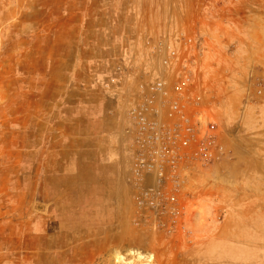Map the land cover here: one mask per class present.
<instances>
[{"label": "rangeland", "instance_id": "374dc122", "mask_svg": "<svg viewBox=\"0 0 264 264\" xmlns=\"http://www.w3.org/2000/svg\"><path fill=\"white\" fill-rule=\"evenodd\" d=\"M96 16L121 40L107 95L124 137L112 167L47 168L79 128L48 82L59 43L85 38ZM157 81L167 94L153 93ZM153 97L161 119L176 100L195 113L217 156L162 182L136 178L132 111ZM120 251L134 262H117ZM142 260L264 264V0H0V264Z\"/></svg>", "mask_w": 264, "mask_h": 264}, {"label": "crops", "instance_id": "0c3cea01", "mask_svg": "<svg viewBox=\"0 0 264 264\" xmlns=\"http://www.w3.org/2000/svg\"><path fill=\"white\" fill-rule=\"evenodd\" d=\"M88 18L84 27L85 38L77 39L74 36V41L64 40L63 44L59 43L56 76L48 78V82L53 83L58 91L56 103L59 105V116L66 119L74 114L73 121L79 128L74 129L73 146L67 143L66 134H60L59 143L64 145L57 151L55 161L52 154L47 152L44 164L47 168L98 171L112 167L115 154L118 153L112 144L114 140L119 142V136L124 137L122 131L117 132L119 127L116 121L121 118L117 111L118 104L107 95L110 90L107 87H113L112 78L108 76L112 73L114 59L123 56L122 50L115 52L113 46L120 45L121 40L115 39L113 35L115 27L112 21L109 22L104 16ZM108 23L112 24L108 26ZM72 28L77 32L76 25L68 23L67 26L64 19L63 31L68 30L69 33ZM89 35L92 36L90 40ZM48 100L47 103L51 104L50 97Z\"/></svg>", "mask_w": 264, "mask_h": 264}, {"label": "built area", "instance_id": "2783aa9c", "mask_svg": "<svg viewBox=\"0 0 264 264\" xmlns=\"http://www.w3.org/2000/svg\"><path fill=\"white\" fill-rule=\"evenodd\" d=\"M153 93L167 94L164 82L157 81L150 86ZM155 97L147 98L132 111L137 131L133 142V168L136 178L156 175L162 182L170 173L190 162H207L217 156L215 139L201 135V120L195 113L188 112L179 100L172 102L169 119H161L155 107ZM174 176V175H173ZM153 187L145 190L150 194Z\"/></svg>", "mask_w": 264, "mask_h": 264}, {"label": "bare ground", "instance_id": "6f19581e", "mask_svg": "<svg viewBox=\"0 0 264 264\" xmlns=\"http://www.w3.org/2000/svg\"><path fill=\"white\" fill-rule=\"evenodd\" d=\"M65 158V157H64ZM65 161V160H64ZM54 187V186H53ZM72 203V202H71ZM74 204V203H73ZM40 221V220H39ZM62 222V221H61ZM57 223V222H56ZM68 223V222H67ZM60 224V223H59ZM76 224V223H75ZM78 224V223H77ZM55 226H56V224H54ZM49 227V226H48ZM57 227V226H56ZM52 229V228H51ZM76 229V228H75ZM78 229V228H77ZM46 230V229H45ZM54 230V229H53ZM68 230V229H67ZM47 233V232H46ZM110 233V232H109ZM108 233V234H109ZM111 235V234H110ZM39 236V235H38ZM126 236V235H125ZM77 237V236H76ZM37 238H39V237H37ZM54 238V237H53ZM71 238V237H70ZM38 240V239H37ZM121 240H123V238H122V236H121ZM41 241V240H40ZM45 242H42V243H40L39 244V246H40V248H42V249H44V247L46 246V242H47V239H45L44 240ZM32 243H33V241H32ZM36 243V242H35ZM34 243V244H35ZM51 244V243H50ZM49 245V244H48ZM54 246V245H53ZM67 246V245H66ZM31 247H33V246H31ZM30 247V248H31ZM35 247V246H34ZM36 248V247H35ZM69 249V248H68ZM39 250V249H38ZM37 251V250H36ZM41 252V251H40ZM67 253V252H66ZM79 253V252H78ZM41 256L42 255H44V254H46L47 255V253L45 252V251H42L41 253ZM74 254V253H73ZM32 255V254H31ZM38 255V254H37ZM71 256V255H70ZM75 255H73V257H74ZM88 257V256H87ZM115 258H116V261L117 262H119V261H121V260H124L125 261V259H129V260H133L134 259V256L133 255H129V254H127V253H125V254H123V252H119V253H117L116 254V256H115ZM136 260V259H135ZM143 262V264H151L150 263V261L149 260H142ZM126 262V261H125ZM133 262H134V260H133ZM127 263V262H126ZM130 263V262H129ZM138 263V262H137ZM141 263V264H142ZM136 264V263H135ZM140 264V263H139Z\"/></svg>", "mask_w": 264, "mask_h": 264}]
</instances>
